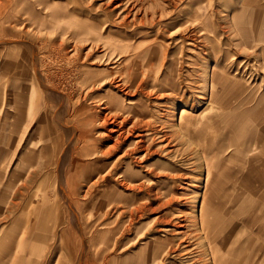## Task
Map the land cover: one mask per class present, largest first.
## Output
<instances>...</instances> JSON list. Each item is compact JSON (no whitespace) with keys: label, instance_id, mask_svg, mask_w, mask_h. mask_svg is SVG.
<instances>
[{"label":"rangeland","instance_id":"rangeland-1","mask_svg":"<svg viewBox=\"0 0 264 264\" xmlns=\"http://www.w3.org/2000/svg\"><path fill=\"white\" fill-rule=\"evenodd\" d=\"M14 1L18 5L15 7L11 4L9 6L10 10L8 9L5 13V20L9 18L12 21L10 22L8 19L4 23V27L10 34V40L6 43L0 42V56L3 53V55H6L13 52L22 56H30L33 50L31 47L35 46L38 53L36 57L40 75L36 74V77H38L34 78V82H37L38 85V81L44 80L41 84L44 83L45 86L53 89L49 93L45 91L46 89H43V94L39 93L43 98L39 100L40 103L37 102L38 108H40V113L37 116L44 117V113L46 116L43 118L42 124H37L39 121H34L30 128L43 126L46 123L47 126L53 127L54 123L56 124V121L60 120L61 111H66L65 106L68 104L67 113L69 114H64V119L67 118L66 120L69 121L68 131L62 133V137L66 142L71 139L75 127L78 126L77 120L73 118L74 111L83 106H88L90 101L87 100L85 88L81 90L77 87L79 82L86 78L69 71L63 73L59 68L61 64H56L52 52H50L52 50L50 43L54 38V32L51 28L57 24H67L64 19L53 21L50 18L54 10H58L60 14L68 12L70 17L73 15L74 20L81 23L89 22L88 18L90 17V23L95 26L93 30L104 39L124 42L133 38L136 42V40L152 41V39L159 38V41H165V45L169 44L171 46V58H174V56L184 58L182 65L179 66L181 70L178 71V74L182 75L179 76L180 82L175 81L173 85L174 88L181 91L185 104L181 103L180 99L177 100V96L173 95L171 91H160L159 89L162 87L159 89L152 86L143 87L144 93L150 95L147 100L145 98L141 100L144 103L146 102V106L145 113H143L144 118L139 119L142 125L138 130L127 135L121 132L111 134L106 132L105 129L114 128L112 121L106 128L97 124L98 126H96L94 132L97 139L96 145L101 146L99 149L104 153L107 152V155L102 156V154H99V156L95 154L89 158H82V161L95 171L92 170L93 173H91L90 169L87 168L86 174L89 171L92 175L90 177L81 175L82 178H79L78 185L82 189L78 190L80 196L77 195L81 202L85 206L87 205L88 210H93V213L85 212L83 220L89 225H97V232L90 236H78L81 242L78 246L74 244L70 248H63L64 246L61 248L60 241L55 237L51 257L57 258L60 256L61 249L64 252V255L61 256L65 259L64 262L73 264H212L209 241L214 233L224 236L227 231L234 232L236 226L229 221V218L232 217L228 214L231 213L226 212L220 214L221 218L227 222L222 224L224 229L221 231H216L215 229L219 225H214L212 222H207L205 228L203 227L204 222L200 219L199 210L203 199L210 190V186L206 187L208 168L210 163L223 157L226 160L223 166L225 172L230 170L228 172L229 179L233 181L235 177L232 176V171L237 161L232 158L234 150L229 149L224 155L218 154V151H216L218 156H214L215 152L212 151V146L217 141L218 149V143H221V135H224L227 139L231 127L225 126V123L221 120L226 111L216 116L219 123L217 124L215 121L214 124L216 123L217 127L212 124L213 121L208 119L211 115V109L203 103L207 94L203 91L202 77L205 73L203 70L205 64L209 61V52L201 47V44L204 42V37L206 39L209 33L204 28L198 29L200 39L197 41L199 43L197 48L189 41L186 45H189L193 50H189L190 48L185 49L183 54H180L179 50L174 51L179 42L175 43L173 40L179 35L184 34L186 38V35L189 37L193 33V29L187 31L185 26L192 15L190 11L195 10L201 13L202 18H206L208 14L210 18L208 29L211 31L210 35H212L217 46V52L222 54L221 60H225V63L233 68L232 77L243 80L244 85L250 88L248 92L250 101L244 105L246 107L245 111L249 109V113L245 111L244 113L248 118L258 116L263 112L261 105H258V100L264 97V58L261 59V50L264 46L254 44L251 33L254 30L252 22L255 21L252 15L257 10H264V0ZM145 1L147 2L144 3ZM150 4L152 7H149ZM207 9H209V13H205ZM258 24L260 27V23ZM72 26H74V23ZM261 30H264V28ZM238 31L242 32L246 44L241 43L242 36ZM156 33L159 34L156 36ZM66 37H69V35ZM67 45L68 42L65 49L71 52L70 44ZM82 50L80 46L79 51L81 54L85 52ZM99 50H97V54L105 51L103 47H100ZM190 56L196 58L197 62L195 60L192 62L193 59ZM116 60L112 62H117L118 65L121 64L118 69L127 63L125 56H120ZM112 62L109 64L104 63V66L107 64L106 67H108L109 72L115 67ZM2 72L0 71V148L4 149L1 140L2 135L5 134L4 101L10 96V93H7L6 89L8 76L3 75ZM166 76L167 74H163L160 77V84L165 82ZM29 78L33 80L32 75H29L28 77L24 76V80L20 82L27 89L26 92L24 90V93L28 99L32 87ZM102 85L105 86L96 88L94 96L102 98V96H106L108 90L109 92L112 90L110 88V85H113L112 83L106 82ZM133 92L129 96H126L124 92H120L118 95L127 104L137 105L142 94ZM61 93L65 96V103L63 104L64 109L62 108L60 111L59 106L54 103V96L56 94L61 95ZM98 99L93 100L92 105H90L93 107V111L99 114V118L102 119L104 110L99 104L104 100L98 102ZM235 104H232V108L227 112H233L236 115L234 112H236L239 102L237 101ZM53 105L56 107L52 108L53 111L51 109L45 111L48 106ZM73 105H75V108ZM183 108L189 110L192 119H185L180 124V113ZM121 117L120 121L124 119V116L121 115ZM131 119L128 122L127 129L133 127L134 119ZM28 124L25 126H28ZM33 138H35L34 142H38L39 145L45 143V130L41 129L35 132ZM116 142H118V147L114 149ZM249 144H252V140ZM78 145L82 146L80 143ZM79 146L78 149H81ZM110 149L113 150L109 152ZM256 153L257 151L255 153L252 151L251 155ZM21 154L23 155L22 150L17 155L18 159H20ZM2 169L1 166L0 176L3 174L4 169ZM129 169L140 176L129 183L128 190H124L125 188L118 186V174H124ZM101 178H103L101 182L93 188L92 186ZM82 194L84 195L82 196ZM125 197H127V200H125ZM226 207L230 208L229 206ZM209 218L211 221L215 219L212 216ZM71 221L74 223L71 228L75 232L78 228L75 226V220ZM7 227H9L7 222H0V231L2 229L7 230ZM126 228L131 229L124 231ZM213 230H215L214 233ZM223 236L221 237L225 238ZM4 237L0 236V243L3 242ZM4 241L8 243L7 240ZM219 242L220 239L216 240V243ZM87 245L90 248L83 251ZM156 249L160 250L157 251ZM55 261V259H50L47 264H55Z\"/></svg>","mask_w":264,"mask_h":264},{"label":"bare ground","instance_id":"bare-ground-1","mask_svg":"<svg viewBox=\"0 0 264 264\" xmlns=\"http://www.w3.org/2000/svg\"><path fill=\"white\" fill-rule=\"evenodd\" d=\"M146 2L147 1L144 3ZM11 4L15 7L18 5V3L16 4L14 0L0 1L1 43H6V41L8 42L10 40V34H8V30L4 27V23L9 19L6 17L7 20H5V13ZM149 7H152V5L150 4ZM190 12L192 15L185 23V26L187 27V31L189 29H193V33L189 37L185 34L186 38L184 37V34L177 36V38L180 37V39L177 40V38H175L176 40H173L175 43L179 42L174 48V51L179 50V53L183 54L185 49L190 48L189 45H186L189 41H191L193 46H196L197 48V45L199 44L197 41L200 39L198 36L200 34L197 31L198 29L204 28L207 30V33H209L206 39L204 37V42L201 44V47H204V49L209 52V61L205 64L203 69L205 73L202 77L203 91L207 94L205 95L207 97L203 100V103L207 105V108L211 109V115L208 119L209 121H213L212 124H214L215 121L218 124V117L216 116L226 111L224 112L225 116H223L221 120L225 123V126L227 125V127H231L230 135L227 136V139L224 135L220 136L221 143H218V149L216 144L218 141L212 146V151H218V154H224L227 150L234 146L229 143L231 139L238 140L239 146L241 145V142L245 141L246 132L244 128V121L247 116L244 113L246 109L244 105H246L249 101L248 91L250 88L244 85L243 80H238L236 77H232L231 74L233 72V68L228 63H225V60H221L222 54L217 52V46L214 43L212 35H210L211 31L208 29L210 25V18L208 14L206 15V18H202L201 13H198L195 10ZM205 13H209V9H207ZM65 14H60L58 10H54L50 16L53 21H57V19H64L65 22H67L66 25L57 24L51 28L54 32V38L50 43V47L52 49L50 52H52L56 64H61L59 68L63 71V73L64 71H69L86 78L85 80L80 81L77 87L81 90L82 88H85L87 100L90 101L88 106H83L74 111L75 115L73 118L74 120H77L78 126L75 127L72 137L68 140V142L63 139L62 133L68 131L69 121L66 120L67 118L64 119V114H69L67 113L69 106L68 104H66V106L64 105L66 111H61L63 104L65 103V96L62 95V93L61 95H53L55 97L54 103L59 106L61 111L60 120L56 121V124L53 122V127L47 126L46 123L43 126L41 125L33 127L32 129L30 128L34 121H39L37 124H42L43 118L46 116L45 113L44 117L37 116L40 113V108H38L37 102L43 98V96L41 97L39 93L43 94V89H46L45 91H47V93L53 89L45 86L44 83L41 84L44 80L40 82L37 80L39 83L38 85L36 84L37 82H34V78L38 77H36V74L40 75L38 60L36 57L38 53L35 46L33 47L30 43L32 46L30 47L33 48L31 53L32 56H22L14 52L6 55H3V53L2 56H0V71H3V75L6 74L9 77H7L6 89L7 93H10V96L4 101L5 134H3L1 138L4 149L0 148V167L2 166L4 169H2L3 174L0 176V222H7L10 228L7 227V230L2 229L0 231V236H5L4 239H2L3 242L0 243V246H2L0 248V264H47L50 259H55V264H68L69 262H64L65 259L61 257L64 255V252L61 249L60 256L57 258L51 257L53 254V244L55 242L54 238L56 237L57 240L60 241L61 248L63 246V248H70V246H74V244L78 246L81 242V239L79 238L80 236H90L91 234H95L97 232V225H89L83 220L84 213H93V210L87 209V205L85 206V204L81 202L79 199L80 195L78 194V190L82 189V187L80 188L78 185L79 178H82L81 175L90 177L92 175L91 173H93V169L86 165L82 161V158H89L95 154H102V156L107 155V152L104 153L99 149L101 146L96 145L97 139L94 132L96 126H98L97 124L106 128L112 121L114 128H110V130L108 128L105 129L107 130L106 132L111 134H119L121 132L122 134L124 133L127 135L128 133L138 130L140 125H142L139 119L144 118L143 113H145L146 106V102L144 103L141 100L144 98L147 100L150 95L144 93L142 90L143 87L152 86L153 88L158 89L162 87L159 89L160 91H171L173 95L177 96H175L177 100L180 99L181 103L185 104L180 93L181 91L174 88L173 85L175 81L180 82V77L182 75L178 74V71L181 70V67L179 66L182 65L184 58H179V56L178 58L175 56L174 58H171V46L169 44L165 45V41H159V38L152 39V41L136 40V42L133 38L124 42L104 39L93 30L95 26L90 23V17L88 18L89 22L81 23L75 21L73 15L70 17L68 12H65ZM8 21H10V19ZM73 23L74 26H72ZM158 34L159 33H156V36ZM67 35L71 38L70 40L69 37H66ZM260 41L261 36L258 34L257 42ZM67 42L68 45L70 44L69 48L72 49V53L65 49ZM215 42L217 41L215 40ZM244 42L246 43V39L243 36V42L241 43L245 44ZM80 46L83 49L82 51H85L82 54L79 51ZM85 47L86 49H84ZM100 47H103L106 52L104 51L97 54V50H99ZM189 50L193 49L190 48ZM120 56H125L127 63L124 64L122 68L118 69L121 64L118 65L117 62L114 63L112 61H117L116 59ZM262 58H264V52L262 53ZM192 59V62H194V60L197 62L196 58ZM111 62L112 64L114 63L115 67L109 72L106 65ZM104 63L107 64L104 66ZM163 74H167V76L165 82L160 84L159 79ZM29 75H32L33 80L29 78L32 87L28 99L24 93V90L26 92L27 89L24 88L20 82L24 80V76L28 77ZM90 77L92 78L90 79ZM106 82L113 84L112 86L110 85L112 90L110 92L108 90L106 92V96H102V98L94 96L96 88L105 86L102 84H106ZM133 91L142 94L140 100L137 102V105L127 104L125 100L118 95L120 92H124L126 96H129ZM96 99H98V102H102L104 100L101 104H99L102 106V110H104L102 119L99 118V114L93 111V107L91 106V102ZM237 101L239 102V105L237 104V109L235 110L236 112H234L236 115L233 114V112H227L232 108V104L234 105ZM55 105L48 106L45 111H49V109L53 111L52 108H56ZM73 106L75 108V105ZM248 110L245 112L249 113ZM121 115L124 116V119L120 121L122 118ZM36 117L38 118L36 119ZM131 118L134 119L133 127L127 129L128 122ZM190 118L192 119L189 110L183 108L180 113V124L185 119ZM27 123H29L28 126H25ZM235 123H237V125ZM233 124L236 126L233 127ZM214 125L216 126V123ZM41 129L45 130V143L39 145L38 142H34L35 138L33 137L35 136V132H38ZM79 143L82 146H79ZM115 145L114 149L118 147V142H116ZM78 146L79 148L81 147V149H78ZM21 150L23 155L21 154L20 159H18L17 155L21 152ZM112 150L113 149H110L109 152ZM208 157L209 156L207 155V158ZM255 162L260 168H264L263 159L255 158ZM214 163L215 162L209 164L206 187L210 186V190L207 194L205 193L207 196L203 199L199 215L201 221L204 222L203 227L206 226L207 222H212L214 225H219L215 230L221 231L224 229L222 228L224 226H222V224L226 221L221 218L220 214H224L228 212V210L226 207L227 205H224L225 202L223 203L220 201L219 203L220 198L217 196L216 190L223 193L226 191V186H224L225 184L223 182L216 181L217 176L215 173L216 169ZM87 168L90 169L91 173L88 171V174H86ZM260 172L261 171L257 172L256 178L262 182L264 171ZM118 176V186L125 188L124 190H128L130 187L129 183L134 181L135 178L140 175L129 169V171L126 170L124 174H118ZM102 179L103 178H101L98 182L95 181L96 183L92 187L94 188L98 185ZM243 192L244 191L242 190L241 193ZM83 195L84 194H82V196ZM223 195L224 198L221 197L223 198V201L229 199L226 198V194ZM237 199L239 198L237 197ZM125 200H127V197H125ZM238 202L240 203L242 201ZM211 216L215 217V222L210 220L209 217ZM73 219L75 220L76 228H78L75 232L71 228V225L74 224L71 221ZM232 223L236 226V230L234 232L226 230L227 232L225 231L226 233L224 236L221 234H215L216 232L213 230V233L215 232L214 236L209 241L212 264H264V252L262 251L264 250V246H261L262 250L261 247H259V249L253 252H250L247 249V247L250 248L252 244H250V246L243 247L242 242L245 237L241 234L243 228H241V222L234 220ZM130 229L131 228H126L124 231H128ZM258 230H260V228ZM217 235L225 238L221 237V239ZM219 239L220 242L216 243V240ZM4 240H7L8 243ZM250 242L252 241L250 240ZM87 246L83 251H87L90 248V246H88V248ZM42 257L43 259H41Z\"/></svg>","mask_w":264,"mask_h":264},{"label":"crops","instance_id":"crops-1","mask_svg":"<svg viewBox=\"0 0 264 264\" xmlns=\"http://www.w3.org/2000/svg\"><path fill=\"white\" fill-rule=\"evenodd\" d=\"M263 5H264V3H263ZM252 16L255 19V21L252 22V26L254 27V30L251 33V35L253 36L252 40H253L254 44H262L264 46V30H261L262 28H264V22H263L264 10H257L255 13H253ZM258 23H260V25H261L260 27H259ZM257 24H258V27H257ZM238 32L242 36V42H243V34L241 31H238ZM258 34H260V36H261L260 42H257V35ZM263 52H264V48L261 50V56H262ZM261 59H263V58L261 57ZM258 105H261V109L263 112H261L258 116H252L249 118L247 117L244 121V126H245L244 128H245V132H246L245 141L241 142L240 146H239L238 140L231 139L229 142V143L234 145L231 148V150H234L232 158L236 159V161H237V163L234 167V170L232 171L233 172L232 176H234L235 179L233 181H230V179H229L230 176L228 175L229 174L228 172L230 170L225 172V168L223 166L225 165L226 160L223 157H222V159L221 158L217 159L218 161H216V162L214 161L215 162L214 166L216 169L215 173L217 176L216 181L217 182L221 181L225 184L224 186H226L225 187L226 191L223 193L219 192V190H216L214 188L216 190L217 196H219V198H220L219 203H220V201L223 203L225 202L224 203L225 206L231 205V207L233 208L232 209L231 207L230 208L227 207L228 212H230L232 214V215L228 214L230 217H232V218H229L230 219L229 221L232 222L234 220H237L238 222H241L240 223L241 228L243 227L241 234H243V237H245V239H243L242 245H243V247L244 246L247 247V246H250V244H252L250 246V248L247 247V249L250 252L256 251L257 249H259V247L264 246V243H263L264 242V240H263L264 239V227H263L264 226L263 225L264 224V177L262 179V182H260V180H258L256 178L257 172L258 171L263 172L264 168L263 169L260 168L259 165H257L255 162V158L256 159L261 158V159H263V162H264V115H263L264 114V97L261 98L260 100H258ZM235 124L237 125V123H235ZM235 124H233L234 125L233 127L236 126ZM251 140H252V144H249ZM252 151H253V153H255L257 151V153L251 155ZM213 153H214V156H218L216 151H213ZM222 155H224V154H222ZM249 164H250V166H249ZM256 169H258V170H256ZM247 171H249V172H247ZM238 188H240V189H238ZM250 188H252V189H250ZM242 190L244 191L243 193H241ZM223 194H226V198H229V199L223 201V198H224ZM221 197H223V198H221ZM237 197L239 199H237ZM241 197L243 200L241 199ZM238 201H242V202L239 203ZM239 217H240V219H239ZM246 221H249V222H246ZM258 227L260 228V230H258L259 229ZM262 229H263V231H262ZM254 234H255V236H254ZM257 236H258V238H257ZM250 240L252 242H250ZM248 242H249V244H248ZM261 250H262V247H261ZM262 251L264 252V250H262ZM263 252H262V254H263Z\"/></svg>","mask_w":264,"mask_h":264}]
</instances>
